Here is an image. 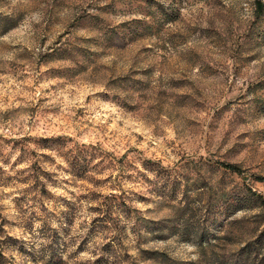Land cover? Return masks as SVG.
I'll list each match as a JSON object with an SVG mask.
<instances>
[{
    "label": "rangeland",
    "instance_id": "rangeland-1",
    "mask_svg": "<svg viewBox=\"0 0 264 264\" xmlns=\"http://www.w3.org/2000/svg\"><path fill=\"white\" fill-rule=\"evenodd\" d=\"M258 177L255 0H0V264H264Z\"/></svg>",
    "mask_w": 264,
    "mask_h": 264
},
{
    "label": "trees",
    "instance_id": "trees-1",
    "mask_svg": "<svg viewBox=\"0 0 264 264\" xmlns=\"http://www.w3.org/2000/svg\"><path fill=\"white\" fill-rule=\"evenodd\" d=\"M255 4H256L258 11H261L264 7V2H261L260 0H255ZM220 165L223 168H225L226 170L232 171V172L237 173L239 175H242V173H243L242 170L235 164L221 162ZM257 180L263 181L264 179H262L261 177H258ZM257 198H259L261 200V197L257 196Z\"/></svg>",
    "mask_w": 264,
    "mask_h": 264
}]
</instances>
